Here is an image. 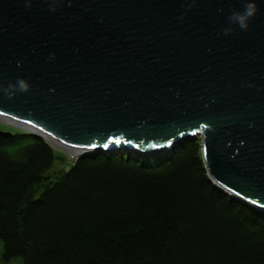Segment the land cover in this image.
Listing matches in <instances>:
<instances>
[{
    "label": "water",
    "instance_id": "1",
    "mask_svg": "<svg viewBox=\"0 0 264 264\" xmlns=\"http://www.w3.org/2000/svg\"><path fill=\"white\" fill-rule=\"evenodd\" d=\"M0 123L75 160L199 137L213 185L264 212V0H0Z\"/></svg>",
    "mask_w": 264,
    "mask_h": 264
},
{
    "label": "trees",
    "instance_id": "2",
    "mask_svg": "<svg viewBox=\"0 0 264 264\" xmlns=\"http://www.w3.org/2000/svg\"><path fill=\"white\" fill-rule=\"evenodd\" d=\"M39 137L0 136L2 258L22 264H264V212L207 177L200 139L169 155L80 158L60 176Z\"/></svg>",
    "mask_w": 264,
    "mask_h": 264
},
{
    "label": "rangeland",
    "instance_id": "3",
    "mask_svg": "<svg viewBox=\"0 0 264 264\" xmlns=\"http://www.w3.org/2000/svg\"><path fill=\"white\" fill-rule=\"evenodd\" d=\"M0 131L4 132H10V133H23L21 130L15 129L13 127L7 126L4 123H0ZM199 139V137L195 138ZM54 150V153L57 157L63 158L64 160L57 159L54 163L53 168L49 172L51 178H56L60 176L64 171L68 170V168L73 164L75 159H72L71 156H69L66 152L56 148L52 147ZM171 153V151L169 152ZM168 153V155H169ZM137 159L145 160L146 158L143 155L134 154ZM3 253V247L2 242L0 240V264H22V260L19 257L13 258L10 261L6 262L2 258Z\"/></svg>",
    "mask_w": 264,
    "mask_h": 264
},
{
    "label": "bare ground",
    "instance_id": "4",
    "mask_svg": "<svg viewBox=\"0 0 264 264\" xmlns=\"http://www.w3.org/2000/svg\"><path fill=\"white\" fill-rule=\"evenodd\" d=\"M43 136H44V138H45L47 141L52 142V140H51L50 138H48L46 135L43 134ZM138 155H140V154H138Z\"/></svg>",
    "mask_w": 264,
    "mask_h": 264
}]
</instances>
